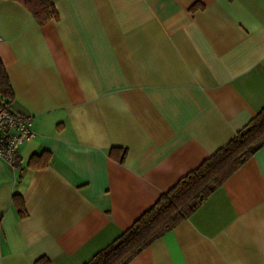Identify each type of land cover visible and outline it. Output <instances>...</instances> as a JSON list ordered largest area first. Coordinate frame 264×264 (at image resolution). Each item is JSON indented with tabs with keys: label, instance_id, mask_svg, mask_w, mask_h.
I'll use <instances>...</instances> for the list:
<instances>
[{
	"label": "crops",
	"instance_id": "crops-1",
	"mask_svg": "<svg viewBox=\"0 0 264 264\" xmlns=\"http://www.w3.org/2000/svg\"><path fill=\"white\" fill-rule=\"evenodd\" d=\"M50 1L40 24L0 0L6 100L34 120L0 157V264H83L264 108V0ZM127 264H264V146Z\"/></svg>",
	"mask_w": 264,
	"mask_h": 264
},
{
	"label": "trees",
	"instance_id": "trees-1",
	"mask_svg": "<svg viewBox=\"0 0 264 264\" xmlns=\"http://www.w3.org/2000/svg\"><path fill=\"white\" fill-rule=\"evenodd\" d=\"M33 14L40 24L56 19L57 12L50 0H17ZM0 97L12 98L13 93L0 59ZM264 146V108L236 135L196 168L181 177L171 188L145 210L132 225L111 243L96 252L83 264H127L155 239L189 217L225 180ZM113 151V150H112ZM120 161L125 150L120 149ZM43 158V160H41ZM50 154H35L29 164L45 165ZM18 215H26V207L19 194L13 195ZM1 225V217H0Z\"/></svg>",
	"mask_w": 264,
	"mask_h": 264
},
{
	"label": "built area",
	"instance_id": "built-area-1",
	"mask_svg": "<svg viewBox=\"0 0 264 264\" xmlns=\"http://www.w3.org/2000/svg\"><path fill=\"white\" fill-rule=\"evenodd\" d=\"M34 136L32 115L15 111L0 97V157L14 166L20 147Z\"/></svg>",
	"mask_w": 264,
	"mask_h": 264
}]
</instances>
